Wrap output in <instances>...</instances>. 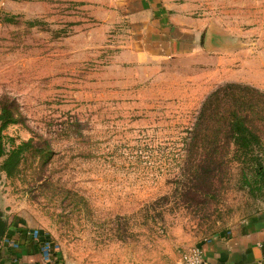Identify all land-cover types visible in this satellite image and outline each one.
I'll return each instance as SVG.
<instances>
[{"label":"rangeland","instance_id":"rangeland-1","mask_svg":"<svg viewBox=\"0 0 264 264\" xmlns=\"http://www.w3.org/2000/svg\"><path fill=\"white\" fill-rule=\"evenodd\" d=\"M200 1L197 16L229 31L222 44L206 51L202 32L197 47L137 66L114 61L118 42L84 47L94 20L77 1L0 0V99L23 115L5 134L51 151L45 163L25 153L15 177L0 171V211L47 232L67 264H179L264 208L235 161L188 181L207 95L227 81L264 90V0Z\"/></svg>","mask_w":264,"mask_h":264},{"label":"crops","instance_id":"crops-1","mask_svg":"<svg viewBox=\"0 0 264 264\" xmlns=\"http://www.w3.org/2000/svg\"><path fill=\"white\" fill-rule=\"evenodd\" d=\"M69 1H77L94 20L88 32H80L84 47L88 43L87 48L96 52L118 42L116 62L142 66L181 55L197 47L202 32L203 48L211 52L218 43L215 41V45L207 48V32L229 35L228 30L197 16L198 7L204 5L200 0ZM120 25L126 27L125 32H114ZM28 229L20 223L8 224L5 236L18 244L13 246L2 240L0 264H50L43 258L40 244L29 236ZM196 244L203 248L210 264H264V208ZM57 264L67 263L61 259Z\"/></svg>","mask_w":264,"mask_h":264},{"label":"trees","instance_id":"trees-1","mask_svg":"<svg viewBox=\"0 0 264 264\" xmlns=\"http://www.w3.org/2000/svg\"><path fill=\"white\" fill-rule=\"evenodd\" d=\"M22 121L16 101L7 96L1 98L0 171L8 177L20 174L28 151L34 149L43 163L51 155L45 141L44 146L33 138L16 143L13 137L6 136L10 124ZM187 150L194 167L187 176L189 182L211 178L229 161H235L240 166L243 188L264 198V90L237 81L218 85L201 105L187 139Z\"/></svg>","mask_w":264,"mask_h":264},{"label":"built area","instance_id":"built-area-1","mask_svg":"<svg viewBox=\"0 0 264 264\" xmlns=\"http://www.w3.org/2000/svg\"><path fill=\"white\" fill-rule=\"evenodd\" d=\"M29 236L40 244V251L43 258L50 264H57L61 259L58 245L52 240L51 236L38 228H29ZM3 241L16 246L18 243L11 238L4 236ZM179 264H210L203 248L198 245H191L184 249Z\"/></svg>","mask_w":264,"mask_h":264},{"label":"water","instance_id":"water-1","mask_svg":"<svg viewBox=\"0 0 264 264\" xmlns=\"http://www.w3.org/2000/svg\"><path fill=\"white\" fill-rule=\"evenodd\" d=\"M220 34L218 32H207L206 35V47L211 48L212 46L210 45H215V41L218 44H222L220 40H218V36ZM8 226V221L3 217L2 211H0V247H1V242L3 237L6 234V228Z\"/></svg>","mask_w":264,"mask_h":264}]
</instances>
